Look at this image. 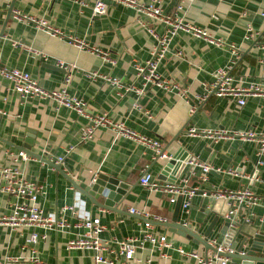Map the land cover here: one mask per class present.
<instances>
[{
	"label": "crops",
	"instance_id": "crops-1",
	"mask_svg": "<svg viewBox=\"0 0 264 264\" xmlns=\"http://www.w3.org/2000/svg\"><path fill=\"white\" fill-rule=\"evenodd\" d=\"M103 1L107 5L105 14L93 16L91 7L95 0H0V31L4 30L0 39V65L28 72L47 90L60 89L68 74L67 91L84 100L87 115L106 114L112 121L123 122L140 135L156 138L171 156L187 154L188 158L190 154L200 162L211 163L213 168L235 167L239 171L237 176L211 170L203 180L201 168H194L190 174L187 164L174 181L189 176L191 186L207 190L250 189L261 200L256 206L239 210L234 221L250 235H264L261 221L264 219V163L256 165L257 143L212 142L185 133L189 126L264 132V96H249L239 105L230 96L207 93L208 85L214 80L213 73L228 66L233 85L264 83V0H194L184 10H179L184 22L205 29L221 43L179 31L157 69L162 79L175 86L172 89L144 82L135 74V64L149 57L155 43L147 27L138 20H145L158 33L163 31L164 24L149 20L136 8ZM136 1L148 3L151 0ZM180 1L160 0L159 5L163 13L174 14ZM17 11L57 27L63 36H52L35 23L17 20L13 17ZM248 26L255 35L245 39ZM78 40L84 45L79 46ZM230 45L239 53L235 63L231 62ZM97 51L106 53L115 63L107 62ZM57 60L68 64L69 70L62 71ZM94 72L116 76L124 84L141 88L143 92L118 95L100 75H92ZM192 107L194 111L190 114ZM89 122L88 116L58 106L52 99L21 98L11 82L0 77V166H19L25 178L43 185L46 193L37 202L43 215L63 218L69 226L63 230L13 227L0 221V264H32V256L44 264H95L92 252L68 248L69 241L83 231L73 227L76 217L68 211L61 212L67 206H74L78 216L100 220L104 227L100 239L108 247L104 256L113 264H145L147 261L197 264L193 259L180 256L175 249L196 251L205 256L204 247L171 232L164 223L154 221L151 222L152 232L165 236L171 249L158 250L149 243L142 247L136 244L134 257L129 261L116 253L118 242L141 237V219L131 214L130 209L170 222L175 204L169 202V195L143 188L138 180L144 171L150 172L152 179L158 182L169 181L171 174L163 172L165 160H154L149 148L106 127L98 126L89 139L80 141L81 132ZM28 133L32 135L31 151L43 159L29 156L24 162H14L7 151L21 150L19 146ZM69 147L71 150L66 154ZM59 156L64 157L62 163L56 162ZM261 158L264 161V154ZM50 163L60 164L65 174ZM100 174L118 179L129 187L124 200L114 208L116 211L97 207L68 180L69 177L76 183L88 182ZM255 175L259 179L251 180ZM18 202L21 200L0 193V217L9 216ZM99 203H103V198ZM226 212L225 200L196 196L189 214L183 213L180 206L178 223L191 225L192 230L202 236L217 218L208 242ZM33 234L38 236L35 245L27 242ZM8 258L14 260L7 262Z\"/></svg>",
	"mask_w": 264,
	"mask_h": 264
},
{
	"label": "built area",
	"instance_id": "built-area-1",
	"mask_svg": "<svg viewBox=\"0 0 264 264\" xmlns=\"http://www.w3.org/2000/svg\"><path fill=\"white\" fill-rule=\"evenodd\" d=\"M115 3L123 6H130L136 8V10L142 15L146 16L153 22H162L164 29L161 33L155 31L152 25H148L145 20H138L139 24L146 26L147 31L154 37L155 43L150 51L149 57L142 63L135 64V74L141 78L144 82L152 83L161 88L172 89L175 86L169 85L167 80L161 78L157 69L160 62L165 58L169 44L173 37L179 31L189 32L194 36L204 38L205 40L220 44V40H214L209 33L198 26L184 22L182 16L178 11L185 9V6L192 3L194 0H181L177 5V10L174 14H165L162 12L159 5L160 0H151L148 3H137L136 0H111ZM107 5L103 0H95L91 7L93 16H100L105 14ZM13 17L17 20L27 21L35 23L47 30L52 36H63L61 30L57 27L48 25L43 20H38L35 17L27 14H21L20 12H14ZM255 32L250 26L247 27L245 33V39L253 38ZM79 46H83V42H77ZM15 44V43H13ZM231 49V62L235 63L238 58V51L234 45H230ZM38 54V51H32ZM101 54L103 59L111 64L115 63L114 59L108 58L106 53L97 51ZM42 55V54H41ZM46 59V56H42ZM57 65L65 69V72L69 70L70 66L65 64L61 60H57ZM230 66L227 68H218L214 73V80L208 85L207 93L214 94L217 97L230 96L234 98L239 105L245 103V99L249 96L262 95L264 96V83L251 82L246 86L233 85V77L229 73ZM92 75H100L107 83H109L118 95H122L121 92L134 91L137 95L142 94L143 90L133 85L124 84L120 78L116 76H110L108 74L92 73ZM0 77L11 82L12 88L19 94L21 98H49L56 102L58 106H64L75 110L79 115L88 116L89 124L83 128L80 136V141L89 139L95 128L103 126L114 131L117 135H121L125 138L134 139L145 147L149 148L153 152L152 158L154 160H168L172 156L165 150L164 144L156 139L150 138L144 135H140L137 132L127 128L123 122H114L106 114H96L89 116L86 113V103L84 100L71 96L67 91V82L69 76L67 74L65 83L60 89L47 90L39 86L35 78H33L28 72L20 70L18 68H6L0 65ZM184 93V92H183ZM184 95V94H182ZM204 98V97H203ZM194 108L190 109L192 114ZM188 136L197 137L200 139H206L212 142H218L220 140H240V141H255L257 148L255 154L257 155L256 165H262L264 163L261 156L264 154V132H255L254 130H225L223 128H197L195 126H189L185 132ZM71 147L67 148L65 153H69ZM14 162H24L29 159L23 150L17 152L7 151ZM63 156H59L56 159L57 163H62ZM187 164L189 165L190 174L193 173L194 168H201L203 175L202 179L206 178L207 173L210 170L217 172H223L226 175L237 176L239 171L235 167L213 168L209 162H200L196 157H192ZM258 175L253 176L251 180H258ZM139 185L143 188H147L154 192H162L169 195V202L176 204L179 197L181 201V211L185 214H189L192 200L196 196L209 199H223L226 201L227 212L225 219L234 221L238 211L243 208H250L259 204L260 197L254 195L250 189L243 188L237 190H207L200 186H191L189 176L182 177L177 181L158 182L152 179V175L148 171H144L139 177ZM0 193L17 198L21 200L13 205L12 213L7 217H0V221H4L13 227L26 226V227H42L44 229H61L69 227L67 222L62 219H57L56 216L43 215L42 209L38 205V198L45 195V187L39 185L34 181L28 180L24 176L22 168L19 166H0ZM70 212L71 216L77 218V222L74 224V228L82 229V234L76 239L69 241V249L86 250L93 253V259L95 264H113L104 256V252L108 251L106 244L102 243L100 234L103 232L104 227L100 224V220L90 219L86 216H78V211L74 206H67L61 209L64 214ZM129 212L138 216L141 221L139 225L142 227L140 238H128L117 243L116 253L124 256L127 261L132 260L135 254L136 244L144 246L145 243H149L152 248L158 250L171 249L172 245L166 240L165 236L155 235L152 232L151 222L165 223L166 220L158 216H151L145 211H136L130 209ZM264 222V219H261ZM183 223V226H186ZM231 227H233L231 225ZM44 238V237H42ZM38 241L36 234L31 235L28 239V243L35 245ZM208 245L213 247L216 252L208 251L206 256L200 255L196 251H185L182 248L175 249L177 253L186 258L193 259L197 264H228L229 259L220 256L219 254L234 253L228 247H224L217 242L216 239L208 241ZM165 257V255H163ZM14 259L8 258L6 261H12ZM32 264H44L36 256L30 257ZM145 264H151L147 261Z\"/></svg>",
	"mask_w": 264,
	"mask_h": 264
},
{
	"label": "water",
	"instance_id": "water-1",
	"mask_svg": "<svg viewBox=\"0 0 264 264\" xmlns=\"http://www.w3.org/2000/svg\"><path fill=\"white\" fill-rule=\"evenodd\" d=\"M12 9L13 2H11L9 7L10 13ZM3 31V29L0 31V39L3 36ZM62 71L65 72V69H62ZM31 138L32 135L28 133L27 138L24 139V143L22 146H19V149L23 150L29 156L41 158L38 154L31 151ZM188 156L189 157L187 158V154L174 155L170 159L165 160L163 172L171 174L169 181L173 182L175 177L177 178L180 175L182 170L187 165V162L193 157L190 154ZM50 164L54 166L61 174H65L62 172L60 164ZM68 180L70 181L73 188H75L81 194L87 196L94 205L99 208L113 211H116L114 208H116V206L124 200L126 192L129 189L126 183L115 178L104 176L102 174L88 182L76 183L69 177ZM199 181L201 182V180ZM100 198H103V203H99ZM181 201L182 198L179 197L175 204L170 222L164 223V225L170 228L171 232L180 234L187 239L193 240L194 244L196 245H202L204 247L205 256L207 255L208 251L216 252L213 247L208 245L207 238H209L210 234L213 232L218 219L214 218L203 235L199 236L197 232L192 230L191 225L183 226V224L178 223ZM231 225L233 227H231ZM239 236H242V238ZM212 239H216L219 244L234 251V253L231 254H219L220 256L229 259L230 264H264V256H258V254L264 255L263 234L258 233L256 235H250L242 231V225L236 223L235 221L230 222L229 220L224 219L218 226ZM246 248L247 250L244 251Z\"/></svg>",
	"mask_w": 264,
	"mask_h": 264
}]
</instances>
